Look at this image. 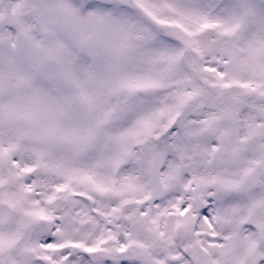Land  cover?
I'll list each match as a JSON object with an SVG mask.
<instances>
[{
    "label": "snow or ice",
    "instance_id": "obj_1",
    "mask_svg": "<svg viewBox=\"0 0 264 264\" xmlns=\"http://www.w3.org/2000/svg\"><path fill=\"white\" fill-rule=\"evenodd\" d=\"M0 264H264V0H0Z\"/></svg>",
    "mask_w": 264,
    "mask_h": 264
}]
</instances>
